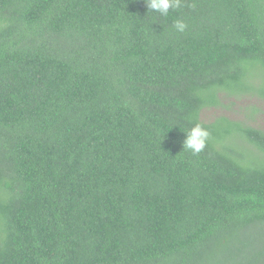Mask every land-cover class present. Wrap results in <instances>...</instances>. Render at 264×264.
Instances as JSON below:
<instances>
[{
    "label": "trees",
    "instance_id": "trees-1",
    "mask_svg": "<svg viewBox=\"0 0 264 264\" xmlns=\"http://www.w3.org/2000/svg\"><path fill=\"white\" fill-rule=\"evenodd\" d=\"M182 5L0 0V264H264V0Z\"/></svg>",
    "mask_w": 264,
    "mask_h": 264
},
{
    "label": "clouds",
    "instance_id": "clouds-1",
    "mask_svg": "<svg viewBox=\"0 0 264 264\" xmlns=\"http://www.w3.org/2000/svg\"><path fill=\"white\" fill-rule=\"evenodd\" d=\"M148 10L159 13L161 16H168L169 10L181 8L182 0H144ZM177 33H184L187 24L183 20H176L173 25ZM210 133L199 123L195 124L185 133L183 149L191 151L192 154L201 153L209 140Z\"/></svg>",
    "mask_w": 264,
    "mask_h": 264
},
{
    "label": "rangeland",
    "instance_id": "rangeland-1",
    "mask_svg": "<svg viewBox=\"0 0 264 264\" xmlns=\"http://www.w3.org/2000/svg\"><path fill=\"white\" fill-rule=\"evenodd\" d=\"M232 100L235 101L234 99ZM252 106H255L260 110V112L254 117L255 124L253 125L264 130V102H259L256 98L245 97L239 99L235 101V103L228 110L215 109L213 111L206 112L204 118L209 116L213 117L225 115L232 120H245V114L249 111L248 107Z\"/></svg>",
    "mask_w": 264,
    "mask_h": 264
}]
</instances>
